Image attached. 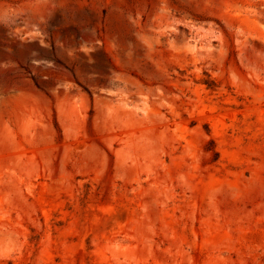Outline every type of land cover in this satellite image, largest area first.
<instances>
[{"label": "rangeland", "instance_id": "rangeland-1", "mask_svg": "<svg viewBox=\"0 0 264 264\" xmlns=\"http://www.w3.org/2000/svg\"><path fill=\"white\" fill-rule=\"evenodd\" d=\"M0 264H264V0H0Z\"/></svg>", "mask_w": 264, "mask_h": 264}]
</instances>
